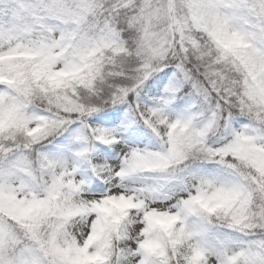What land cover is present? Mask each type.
<instances>
[{
	"label": "snow or ice",
	"instance_id": "6c2138e0",
	"mask_svg": "<svg viewBox=\"0 0 264 264\" xmlns=\"http://www.w3.org/2000/svg\"><path fill=\"white\" fill-rule=\"evenodd\" d=\"M0 264H264V0H0Z\"/></svg>",
	"mask_w": 264,
	"mask_h": 264
}]
</instances>
